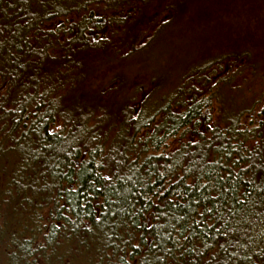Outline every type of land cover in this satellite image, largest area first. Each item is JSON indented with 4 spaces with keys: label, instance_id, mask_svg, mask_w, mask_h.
<instances>
[{
    "label": "trees",
    "instance_id": "obj_1",
    "mask_svg": "<svg viewBox=\"0 0 264 264\" xmlns=\"http://www.w3.org/2000/svg\"><path fill=\"white\" fill-rule=\"evenodd\" d=\"M206 2L0 0V264H264V45ZM210 28L167 80H97Z\"/></svg>",
    "mask_w": 264,
    "mask_h": 264
},
{
    "label": "rangeland",
    "instance_id": "obj_2",
    "mask_svg": "<svg viewBox=\"0 0 264 264\" xmlns=\"http://www.w3.org/2000/svg\"><path fill=\"white\" fill-rule=\"evenodd\" d=\"M205 8L212 24L217 27L222 26L229 36L235 35L242 29L247 30L250 31V36L253 38L257 40L260 38L264 45V0H207ZM196 30L181 34L182 37L189 34V39L184 41V47L175 38L178 35H168L167 39L162 42L157 39L146 52L135 59L127 58L128 51L119 48L115 53L114 63L102 69L97 80L103 79L104 81L118 73L123 81L138 80L145 86L151 80H167L171 76L173 77L176 70L180 69L183 58L193 57L192 59L197 61L202 55L217 51L220 46L217 43L210 48L212 41L218 39V35L214 34L212 28L207 30L204 35L200 31L196 33ZM192 33L193 35H190ZM223 41L224 39L220 37L219 42ZM261 82L262 80L258 79L242 80L237 78L227 90L228 95L237 97V102L238 98L250 100L260 93Z\"/></svg>",
    "mask_w": 264,
    "mask_h": 264
}]
</instances>
